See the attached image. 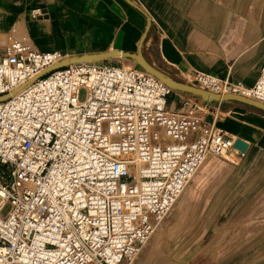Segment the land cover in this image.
Wrapping results in <instances>:
<instances>
[{
	"label": "built area",
	"instance_id": "built-area-1",
	"mask_svg": "<svg viewBox=\"0 0 264 264\" xmlns=\"http://www.w3.org/2000/svg\"><path fill=\"white\" fill-rule=\"evenodd\" d=\"M6 40L0 264H132L207 157L243 155L201 112L212 103L172 111L174 90L142 68L92 61L42 74L70 56L36 49L16 27ZM191 76L203 89L264 103V64L253 85L229 71Z\"/></svg>",
	"mask_w": 264,
	"mask_h": 264
},
{
	"label": "crops",
	"instance_id": "crops-1",
	"mask_svg": "<svg viewBox=\"0 0 264 264\" xmlns=\"http://www.w3.org/2000/svg\"><path fill=\"white\" fill-rule=\"evenodd\" d=\"M33 9L44 15L33 18ZM149 18L143 55L158 69L186 82L195 71L218 76L229 71L247 85L256 82L264 64V0H0V49L16 27L40 51L59 50L70 57L136 52ZM96 62L137 66L123 57ZM189 100L203 102L174 91L169 107L184 110ZM209 110L208 121L249 145L241 177L260 159L264 207V111L236 101L214 102Z\"/></svg>",
	"mask_w": 264,
	"mask_h": 264
},
{
	"label": "rangeland",
	"instance_id": "rangeland-1",
	"mask_svg": "<svg viewBox=\"0 0 264 264\" xmlns=\"http://www.w3.org/2000/svg\"><path fill=\"white\" fill-rule=\"evenodd\" d=\"M242 153L209 157L132 264H264L260 159L241 177Z\"/></svg>",
	"mask_w": 264,
	"mask_h": 264
},
{
	"label": "water",
	"instance_id": "water-1",
	"mask_svg": "<svg viewBox=\"0 0 264 264\" xmlns=\"http://www.w3.org/2000/svg\"><path fill=\"white\" fill-rule=\"evenodd\" d=\"M150 27H151V20L149 18L145 32H144V34L140 40V43L138 45L136 52L112 50V51H107V52H102V53H95V54H91V55L73 56V57H69L66 60L56 64L55 66H53L50 69L43 72L42 74H44L48 71L54 70V69L65 67V66L72 64V63L92 62V61H98V60L103 59V58H122L123 57V58H129V59L133 60L144 71L156 76L158 79H160L162 82H164L167 86H169L174 91L185 92V93H189V94L198 96L203 101H205L207 103H214V102L222 103V102H226V101H236V102L243 103V104H246L249 106H253L255 108H258V109H261L264 111V103H262L258 100H255L253 98H249V97H246V96H243L240 94H235V93H223V94L222 93H215V92L203 89L201 87L192 85L191 83H188L186 81L176 79L173 76H171V75L165 73L164 71L158 69L157 67H155L143 55V44H144V41L148 35ZM23 87H21V88H23ZM20 89H18V90H20ZM17 91H15V92H17ZM9 97H10V94H7L4 97H0V100L7 99ZM248 146H249L248 143L246 141L240 139V138H237L235 140L234 147L237 150H239L240 152H246L248 149Z\"/></svg>",
	"mask_w": 264,
	"mask_h": 264
},
{
	"label": "bare ground",
	"instance_id": "bare-ground-1",
	"mask_svg": "<svg viewBox=\"0 0 264 264\" xmlns=\"http://www.w3.org/2000/svg\"><path fill=\"white\" fill-rule=\"evenodd\" d=\"M232 158V157H231ZM207 159H208V157L205 159V161H204V163L207 161ZM204 163H203V165H204ZM202 165V166H203ZM195 176V175H194ZM193 179V178H192ZM175 207V206H174ZM158 227H159V225H158ZM158 227L155 229V231L158 229ZM160 229H163V228H160Z\"/></svg>",
	"mask_w": 264,
	"mask_h": 264
}]
</instances>
